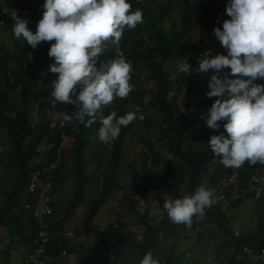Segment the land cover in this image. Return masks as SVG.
<instances>
[{
	"label": "trees",
	"instance_id": "1",
	"mask_svg": "<svg viewBox=\"0 0 264 264\" xmlns=\"http://www.w3.org/2000/svg\"><path fill=\"white\" fill-rule=\"evenodd\" d=\"M7 1L13 2V9H18L17 14L20 17L28 19V27L33 32L36 31L37 23L42 18L45 2V0H0V172L6 170L16 175L13 185L0 187V226L6 227L8 231L14 229L21 234L12 248L23 252L25 257L32 247L37 246L33 243L37 236V232H34L36 225L44 220L57 219L45 243V254L52 259L47 264H54L57 262L55 256L59 257L63 253L67 255L70 251L75 255L78 254L73 252L76 251L72 247L75 243L73 233L64 234L63 228L67 221L73 218L77 212L76 208L84 199L83 191L89 181L88 175L94 174L93 169H88L87 162L88 152L98 137L100 113L97 114V121L90 127L74 121L66 125H61L59 121L56 125L53 124L49 114L52 109L63 108L67 112L73 111L71 105L59 102L53 105V98L50 96L51 81L56 79L57 75L48 71V65L53 62V58L48 55V49L54 41L41 42L33 49L22 38L17 40L12 32L13 20L8 21L9 18L12 19L11 15L8 11L6 14L1 11ZM128 2L132 4L133 10L140 8L143 11L144 22L134 29H125L117 46L108 44L101 60L106 62L122 56L129 61L132 65L130 83L134 87L127 98L115 99L112 105L103 108L101 112L103 115H108L116 111L118 116L134 112L137 118L127 127H122L119 137L113 141L108 167L100 171L101 191L98 196H92L87 201L86 214L82 222L83 231L87 234H91L92 229H95L93 222L106 197L119 191L117 165L120 154L123 152L126 136L137 127L141 130H151L156 127L159 130L163 137L161 141L167 143L166 146L178 158L181 167L190 177L188 191L192 193L202 185L204 176L210 174L212 168L217 175L223 176L226 173L225 178L215 180V185L224 183L228 175L233 173L230 168H225L222 164L219 166L212 164V160L220 157L213 154L208 139L224 129L222 124L219 130L210 129L202 118L207 115L208 109L216 99L208 98L203 89L204 85L208 86L209 76L199 74L196 78L193 72L186 76L176 66L179 61L187 57L192 60L193 66L198 67L195 57L206 49L209 41H216L214 27H222V22L229 19L225 11L228 0H128ZM21 5L26 14H19ZM176 9L177 20L172 19ZM195 26L199 28L201 45H197L194 41ZM217 53L226 54L222 47L217 49ZM150 81L154 84L149 90L147 83ZM257 82L264 83V81ZM193 86L196 89H193ZM182 90L184 93L192 90L196 92L184 108L181 107L180 93L177 94ZM138 110L143 112V120H139ZM202 125L200 134L197 128L200 129ZM65 137L74 139L72 159L78 180L77 188L70 199L55 198L62 184V178L68 177L67 169L62 167L64 163H60L55 170H40L37 161V158L44 156L45 153L50 156L43 162L57 159V152ZM40 144L50 145L51 148L38 151ZM147 150L142 151L145 169L151 163L159 165L162 159L159 150L153 145L147 147ZM173 167V162L168 161L165 180L176 183L180 178L176 176ZM238 171L241 173L240 181L244 185L252 172L264 173V165L259 162L254 166L245 164ZM129 187L131 202L135 194L141 195L143 185L137 188L132 185ZM165 187L169 186L163 182L158 189V199L162 207L167 199H162L163 191L165 190L167 194L171 193ZM143 196L148 200L144 192ZM181 197L179 188L175 187L173 195L168 198ZM258 201L260 203L258 215L262 219L259 227L250 234L236 237L233 242L227 238L221 246L222 256L217 255L211 264H228V262L232 264L235 255L242 251L245 244L254 249L264 246V218H262L264 197ZM239 202L241 201L238 199L229 204L236 205ZM138 214L141 216L140 212ZM163 221L166 225L168 216ZM128 225L130 224L126 221L118 222L113 226L115 228L112 237L105 241L102 236L98 240L100 245L96 246L106 244L109 250L112 247L118 249L128 247L129 253L138 250L142 260L149 252V248L144 244L155 241V237L151 235L155 230L148 224V231L139 242L132 228L131 231H127ZM11 253L10 248L0 249V264H10Z\"/></svg>",
	"mask_w": 264,
	"mask_h": 264
},
{
	"label": "clouds",
	"instance_id": "2",
	"mask_svg": "<svg viewBox=\"0 0 264 264\" xmlns=\"http://www.w3.org/2000/svg\"><path fill=\"white\" fill-rule=\"evenodd\" d=\"M43 8L35 32L28 27L27 18L16 10L7 11L17 40L22 38L33 49L41 42L54 41L48 49L53 58L48 71L57 75L51 81L50 96L54 102L73 106L71 113L57 112L55 119L61 125L76 121L90 127L100 113L98 138L105 144L113 142L122 127L137 118L136 113L103 115L101 110L133 91L132 65L122 56L106 62L101 57L109 42L118 45L125 29L144 22L143 11L133 10L128 0H45ZM225 11L229 19L213 31L226 54L206 51L198 59V67L188 60L176 66L186 76L192 72L209 76L205 95L216 99L202 118L210 129L219 130L223 125L224 131L208 139L220 163L232 169H240L246 162L248 166L264 165V83L257 82L264 81V0H228ZM253 179L264 182V177ZM215 202V190L201 185L193 194L165 200L163 209L173 224L191 229L193 218H203ZM8 248L16 252L12 246ZM140 264L160 262L149 251Z\"/></svg>",
	"mask_w": 264,
	"mask_h": 264
},
{
	"label": "rangeland",
	"instance_id": "3",
	"mask_svg": "<svg viewBox=\"0 0 264 264\" xmlns=\"http://www.w3.org/2000/svg\"><path fill=\"white\" fill-rule=\"evenodd\" d=\"M13 1V0H12ZM15 5V4H14ZM4 8H10L14 10L13 2L7 1L4 4ZM22 6V7H21ZM19 14H26L22 10L21 5ZM18 9H16L17 11ZM178 12L175 10L172 15V19L177 20ZM12 19L9 18V22ZM4 28V27H3ZM199 28L195 26L194 29V41L197 45H201L199 39ZM203 44V43H202ZM207 43H204L206 45ZM216 50L221 47L219 43L212 42ZM110 46H113L109 42ZM117 46V45H116ZM193 76H199L196 72H193ZM197 78V77H196ZM198 80V79H196ZM153 81L147 83V88L150 90L153 87ZM180 93L182 99L180 102L182 108L186 106V103L192 100L193 95L196 94L195 90L186 92L182 90ZM59 111L67 112L63 108H54L50 111V116L53 119V124L56 125L58 120L55 119V114ZM71 113V112H69ZM142 111L138 110L139 120H143ZM107 115V114H106ZM76 122V121H74ZM201 126L200 134L202 131ZM163 137L159 130L154 127L149 129H139L138 127L126 136L123 144V152L120 154V160L117 165L119 170V177L117 184L119 185V191H115L106 197L104 204L100 207L97 216L93 222L95 229H92L91 234H87L83 231V218L86 214L87 201L93 196L96 197L100 193L102 179L100 171L102 172L108 167V159L111 157V151L113 149L114 142L102 143L97 137L94 145L90 148L88 169H93L94 174L88 175L89 181L86 185L84 199L80 205L76 208L75 215L71 217L64 225V234L73 233L75 243L72 247L78 252L77 255L70 251L67 255L63 253L59 257L55 256L56 263L54 264H140L141 258L139 257L138 250H134L129 253V248L125 247L118 249L112 247L110 250L107 245H100L98 240L112 237L113 227L118 222H127L130 225L127 227V231H131V228L136 232L137 241H141L144 238V233H147V226L150 224L155 230L151 235L155 237V241L150 243L149 241L144 244L149 248V251L153 253L154 258L159 260L160 264H211L214 258L218 255L221 257L223 251L221 246L226 242V239H230L233 242L236 237L247 235L254 232L260 223L258 215V207L260 203L254 198H248L242 200L236 205L225 203H214L212 207L206 209L205 216L203 218H193V226L188 229L185 225H175L168 218V223L163 224V219L166 217L165 210L161 205V201L158 199V189L160 185L165 182L168 184V188L171 193L167 194L164 190L162 193V199L173 195V188H179L181 196L193 194L189 189V179L186 171L181 167V163L174 153L166 146L167 143H163ZM74 139L72 137H65V140L61 144L60 150L57 152V159H51L49 162H43L50 155L44 154L39 156L37 161L40 170H55L60 163L63 164V168L67 169L66 174L68 177L62 178V184L59 186V190L55 198H71L77 188L78 180L73 169V145ZM153 145L160 152L162 157L161 163L155 165L151 163L145 169L143 166L142 151L146 152L147 147ZM50 145L40 144L38 151L44 149H50ZM61 153V155H60ZM172 161L174 164V171L180 181L174 183L172 180H165L167 174V162ZM213 166H219L220 158L212 160ZM247 164V162L245 163ZM231 171H238L240 169H232ZM239 172V171H238ZM232 174V173H231ZM228 175L227 180L231 176ZM240 179H241V173ZM16 175L13 172L2 170L0 172V187L11 186L14 183ZM188 177V178H187ZM225 178L226 173L223 176L217 175L212 168V172L204 176L202 185L208 188L214 189L215 180ZM143 185V190L140 197L142 200L136 202L133 196V201L129 200L130 185L138 187ZM242 182L240 180L234 183L237 189H241ZM145 193L148 200L143 196ZM161 192V191H159ZM133 194V193H132ZM132 196V195H131ZM166 199V200H167ZM140 212L141 216L138 214ZM61 212V211H60ZM264 218V216H262ZM57 221V219H54ZM264 221V220H263ZM15 227V226H14ZM98 227V228H96ZM17 228V227H15ZM13 229V228H12ZM97 229L99 231H97ZM226 230L228 231L227 234ZM77 232V233H76ZM15 233V230L8 231L6 227L0 226V241L4 236ZM72 236V235H71ZM78 241L81 243L79 244ZM10 255V264H21L23 255L19 250H15ZM25 253V252H24ZM112 257V258H111ZM52 264V263H51Z\"/></svg>",
	"mask_w": 264,
	"mask_h": 264
},
{
	"label": "built area",
	"instance_id": "4",
	"mask_svg": "<svg viewBox=\"0 0 264 264\" xmlns=\"http://www.w3.org/2000/svg\"><path fill=\"white\" fill-rule=\"evenodd\" d=\"M4 7L5 6H3L2 9ZM7 9L8 8L1 10L2 13L6 14ZM30 21L32 22V20ZM212 42L209 41L206 49L202 50L195 57L194 59L195 62L198 63V59L203 58V55L201 54L206 51L211 54H216L217 50L212 44ZM182 60H188L189 63L192 64V60L187 57L183 58ZM193 89H196V87L193 86ZM203 89L207 91L208 86L204 85ZM52 103L53 105L56 104L54 100H52ZM43 170H47V169H43ZM254 177H264V173H260L257 171L252 172L247 177V181L244 185H242L241 189H237L234 186V183L241 179L239 172L234 171L228 180H226L222 184H218L214 186V190L217 195V202L215 203H220L222 201H224L225 203H230L231 201H235L238 199L244 200L250 197L261 199L264 196V182L258 183L256 180L253 179ZM136 196L137 197H134V199L136 200V202H140L142 198L140 197L139 194ZM50 211L51 210H49V212ZM165 214L167 216L166 211ZM53 224H54L53 219H49V220H44L39 225H36V227L34 228V232H37V236L36 238H34L33 243L36 244L37 246L36 248L32 247L30 249V252L25 257H23L22 264H47L49 261L52 260L49 255L45 254V243L49 238L50 229L52 228ZM20 237L21 234L17 232L11 235L4 236L2 241L0 242V248L5 249L11 247L16 240H19ZM233 264H264V246L261 248L254 249L250 245H244L242 251H240L239 253H237V255H235Z\"/></svg>",
	"mask_w": 264,
	"mask_h": 264
},
{
	"label": "crops",
	"instance_id": "5",
	"mask_svg": "<svg viewBox=\"0 0 264 264\" xmlns=\"http://www.w3.org/2000/svg\"><path fill=\"white\" fill-rule=\"evenodd\" d=\"M264 197V196H263ZM263 197L261 198V199H263ZM251 198V197H250ZM249 198V199H250ZM248 199V198H247ZM254 199H256V198H254ZM261 199H256V200H261ZM245 200V199H244ZM240 201H242V200H240ZM15 250H18V249H15ZM22 255H23V252H22Z\"/></svg>",
	"mask_w": 264,
	"mask_h": 264
}]
</instances>
